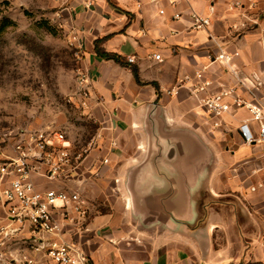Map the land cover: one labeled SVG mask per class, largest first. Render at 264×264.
Segmentation results:
<instances>
[{
	"label": "crops",
	"instance_id": "crops-1",
	"mask_svg": "<svg viewBox=\"0 0 264 264\" xmlns=\"http://www.w3.org/2000/svg\"><path fill=\"white\" fill-rule=\"evenodd\" d=\"M69 2L91 76L81 116L99 127L77 173L41 186L94 206L62 237L0 234V264H52L32 250L42 239L72 240L87 264H264V141L246 140L241 126L259 124L235 104L264 107V0ZM194 12L210 24L193 28ZM224 92L231 109L216 116L205 101Z\"/></svg>",
	"mask_w": 264,
	"mask_h": 264
},
{
	"label": "rangeland",
	"instance_id": "rangeland-1",
	"mask_svg": "<svg viewBox=\"0 0 264 264\" xmlns=\"http://www.w3.org/2000/svg\"><path fill=\"white\" fill-rule=\"evenodd\" d=\"M70 5L69 0H0V135L57 127L79 147L97 132L98 123L71 102L79 76L89 71ZM8 144L0 143V151Z\"/></svg>",
	"mask_w": 264,
	"mask_h": 264
},
{
	"label": "built area",
	"instance_id": "built-area-1",
	"mask_svg": "<svg viewBox=\"0 0 264 264\" xmlns=\"http://www.w3.org/2000/svg\"><path fill=\"white\" fill-rule=\"evenodd\" d=\"M245 0H236L242 4ZM195 29L210 24V19L194 12ZM155 57L160 59V54ZM219 59H227L224 53ZM135 62V57H128ZM89 72H82L73 97H80L79 107L91 106L92 90ZM232 93L231 91H228ZM221 93L205 101L207 109L220 116L231 109L224 101L229 93ZM72 100V99H71ZM71 102L74 103L72 100ZM237 107L246 106L252 119L259 124V133L255 136L247 125L241 126L249 142L264 141V107L249 103L241 98L235 100ZM8 141V148L0 151V199L7 209V222L0 227L5 238L13 237L23 227L29 226L33 233L62 237L70 233V225L83 224L94 203L78 190L64 188H42L46 182L60 181L77 173L83 161L94 147L89 141L81 147L76 146L67 131L57 127L20 129L0 135V143ZM104 162H108L105 159ZM32 250L43 251L52 264H87L88 256L72 240H36ZM29 264L33 262L28 259Z\"/></svg>",
	"mask_w": 264,
	"mask_h": 264
},
{
	"label": "trees",
	"instance_id": "trees-1",
	"mask_svg": "<svg viewBox=\"0 0 264 264\" xmlns=\"http://www.w3.org/2000/svg\"><path fill=\"white\" fill-rule=\"evenodd\" d=\"M9 22H10V21H6V22L4 23V28L10 24ZM95 51H96L97 55H98L100 58H104V59H114V60H116L117 62L124 63V61L121 59V57H120L118 54L104 52V51L101 49V47H100V41H99V40L95 41ZM135 74H136V76H137V73H135Z\"/></svg>",
	"mask_w": 264,
	"mask_h": 264
}]
</instances>
